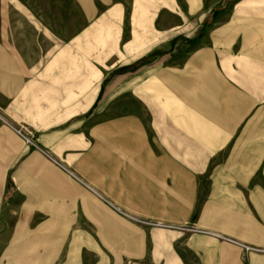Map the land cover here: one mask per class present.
Segmentation results:
<instances>
[{
  "label": "crops",
  "instance_id": "crops-1",
  "mask_svg": "<svg viewBox=\"0 0 264 264\" xmlns=\"http://www.w3.org/2000/svg\"><path fill=\"white\" fill-rule=\"evenodd\" d=\"M223 5L210 9L209 22L184 16L181 30L187 31L174 38L172 23L159 26L155 20L159 10L173 11V0H0V98L11 102L9 109L18 118L55 109L57 100L52 99L40 109L46 111L34 110L39 95L63 94L73 103V46H100L93 60L98 62L170 43L166 61L171 64L149 74L154 79L149 128L135 119L125 130L138 133L134 152L142 147L164 152L155 156L166 160L160 173L167 180L181 174L184 211L190 213L195 191L202 196L195 224L204 232L182 239L192 262L173 256L169 234L164 241L155 239L154 264H264V0ZM124 29L129 32L123 38ZM195 29L198 34L192 33ZM101 31L108 33L100 36ZM178 57L180 69L173 64ZM159 99L166 101L167 111L180 109V118L157 122L155 110L163 107ZM160 135L181 142V166L170 164L174 154L169 145L163 149ZM5 192L0 184V200L12 204ZM14 207L1 215L0 264H115L128 255L141 259L140 230L133 248L98 252L79 242L78 237L88 236L73 230L72 194H26ZM238 243L262 252L244 254Z\"/></svg>",
  "mask_w": 264,
  "mask_h": 264
},
{
  "label": "rangeland",
  "instance_id": "rangeland-1",
  "mask_svg": "<svg viewBox=\"0 0 264 264\" xmlns=\"http://www.w3.org/2000/svg\"><path fill=\"white\" fill-rule=\"evenodd\" d=\"M235 1L173 0V11L159 10L155 20L159 26L172 23L175 28L172 37L176 38L187 31L181 30L183 20L187 21L184 16L195 23L209 22L210 9L214 12ZM128 32L123 30V38ZM198 32L199 29L192 30ZM105 33L101 31L99 35ZM170 47L167 42L145 47L138 55L122 53L97 62L93 60L101 53L100 46H73V103L67 102L63 94L39 95L34 109L37 112L49 107L52 99L57 100L55 109L47 110L45 116L18 118L9 109L11 102L1 96L0 184L9 193L5 199L14 202L5 204L0 200V231L4 228L1 215L11 214L26 194L52 191L61 197L66 193L73 195V230L86 233L87 238H77L86 248L92 246L95 251L99 248L104 252L133 248V237L141 231V259L128 255L115 264H154L153 241H164L166 234L170 236L173 256L192 262V255L183 252L182 239L204 232L195 224L202 196L198 198L195 191L190 213L184 211L181 174L174 173L167 180V175L160 173L168 165L164 158L159 159L164 152L158 148L153 153L143 147L134 152L132 141L138 133L125 130L135 119L149 128L150 107L154 105L149 89L154 79L149 74L151 69L171 64L172 61H166ZM173 64L180 69L181 58ZM126 65L130 67H121ZM88 73L92 75L85 79ZM158 101L163 107L155 110L157 122H165L171 116L180 118V109L167 111L166 101ZM174 105L180 106V102ZM161 127L158 124V130ZM164 138L160 135L158 140L164 150L170 146L174 154V163L170 164L181 166V142L175 136ZM238 246L244 254L262 252L255 246L242 243Z\"/></svg>",
  "mask_w": 264,
  "mask_h": 264
}]
</instances>
